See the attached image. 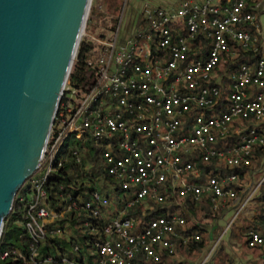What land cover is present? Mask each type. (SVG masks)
Here are the masks:
<instances>
[{
  "label": "built area",
  "instance_id": "obj_1",
  "mask_svg": "<svg viewBox=\"0 0 264 264\" xmlns=\"http://www.w3.org/2000/svg\"><path fill=\"white\" fill-rule=\"evenodd\" d=\"M259 9L264 10V0H181L168 7L145 3L147 29L120 35L119 23L108 35L85 34L87 41L95 42L86 61L96 71V80L84 90L67 79L38 169L57 159L69 137L90 136L101 148L105 171L120 190L134 192L126 207L142 202L151 211L147 202L164 203L169 190L172 196L195 201L209 194L213 209L231 201L235 215L215 238L221 241L237 213L244 210L245 215L249 206L253 209L254 194L264 183L263 173L252 189L250 180L243 194L237 195L232 185L237 173L208 174L202 180L200 168L212 158L230 168L248 165L252 146L264 147V39L256 21ZM196 41L209 45L204 50ZM236 45L256 53V63L220 74L218 65L236 54ZM190 50L201 55L191 57ZM225 79L229 90L223 101ZM248 118L263 124L248 130L234 124ZM234 134L239 141L228 143ZM35 174L27 187H21L16 202L30 219L27 228L42 231L51 210L44 201L45 176ZM93 197L102 206L117 201L101 199L97 192ZM139 223L123 212L114 217L104 227V239L95 242L96 264H138V253L157 263L161 259L157 249L172 253V238L185 220L173 213L151 218L143 226ZM246 238L249 249L264 247V232L252 229Z\"/></svg>",
  "mask_w": 264,
  "mask_h": 264
},
{
  "label": "trees",
  "instance_id": "obj_2",
  "mask_svg": "<svg viewBox=\"0 0 264 264\" xmlns=\"http://www.w3.org/2000/svg\"><path fill=\"white\" fill-rule=\"evenodd\" d=\"M248 2L256 3L259 0H248ZM176 4L173 3V5ZM101 5L102 3L98 4V2L91 3L86 24L96 25L97 20L105 17V14L99 10ZM143 9L132 16L130 20L132 29H147ZM262 11L264 10L259 9L256 12L257 22L258 14ZM111 30L114 31L115 27ZM258 37L261 36L258 35ZM79 43L68 83L71 86H79L88 90L97 77L96 71L92 70L86 61L88 51L95 46V42L81 37ZM196 44L204 50L209 45L208 41H196ZM192 51H189L191 57L201 55V53L193 54ZM235 52L234 56L218 65L220 74L230 72L241 64L253 66L256 63L258 55L251 50H245L240 45H236ZM213 82L215 83L214 80ZM228 90L229 81L225 79L224 84L221 85L223 101H226ZM234 124L240 126L242 130H248L251 127H260L263 123L248 118L238 119ZM239 139V135L234 134L228 141H223L235 144ZM250 152L248 165L230 168L216 158L201 164L202 180H205L208 174L237 173L236 183L232 185L237 195H242L246 184L264 173V147L254 144ZM56 158L53 162H43L35 172L37 177L45 176L43 187L46 191V198L44 201L51 210V218L43 223L42 231L29 230L27 223L30 219L23 207L16 202L19 191L1 230L0 264H96L99 257L95 242L104 239V227L122 212L126 217L139 219L141 226L151 218L165 214L175 213L183 216L185 220L183 225L177 227L176 237L172 238L174 245L172 253L168 254L164 250L157 249L161 257L157 263L147 261L141 253H138L136 259L138 264H197L192 259L197 258L198 260L205 255L210 242L215 240L225 227L220 222L232 211L231 201L222 207L213 209L212 196L209 194L195 201L188 196L179 198L172 196L170 190L165 192L164 203H156L152 200L147 202V206H152L151 211L146 209L142 202L126 207V203L131 198L126 199L125 197L118 202L116 210H111L110 204L108 206L99 205L93 194L97 192L101 199H113L112 196L121 190L105 171L101 148L92 137L74 138L63 145ZM28 181L24 187L29 185ZM88 202L91 204L90 208L86 207ZM96 206L97 213L93 214L92 209ZM253 209L254 213L250 217H242L241 225L237 224L239 220L236 219V222L225 233L228 238L237 234L246 238L247 232L252 229L264 232V183L254 194ZM195 235L199 238L194 239ZM220 242L222 244L203 264H237L223 246L225 241L221 238ZM245 244L247 246V238ZM256 249L260 256H264V247ZM4 253L6 256L1 257ZM72 255L76 256L75 259L71 258Z\"/></svg>",
  "mask_w": 264,
  "mask_h": 264
},
{
  "label": "water",
  "instance_id": "obj_3",
  "mask_svg": "<svg viewBox=\"0 0 264 264\" xmlns=\"http://www.w3.org/2000/svg\"><path fill=\"white\" fill-rule=\"evenodd\" d=\"M92 0H0V236L45 154Z\"/></svg>",
  "mask_w": 264,
  "mask_h": 264
},
{
  "label": "rangeland",
  "instance_id": "obj_4",
  "mask_svg": "<svg viewBox=\"0 0 264 264\" xmlns=\"http://www.w3.org/2000/svg\"><path fill=\"white\" fill-rule=\"evenodd\" d=\"M128 1V2H127ZM181 0H92L93 2H98V4H101L100 11L105 14V17L103 19L97 20L96 25L88 23H85L84 26V32L82 37H85V34H90L93 37L95 36H102V34L108 35L113 32L111 30L112 27H115V30L118 28V24L120 23V35H124L127 33H131L132 27H130V20L134 13H139L142 8H144V4L148 3L150 6H163L168 7L170 5H173V3H178ZM91 6V5H90ZM120 20V22H119ZM258 23H260L262 36L264 37V11L260 12L258 14ZM86 38V37H85ZM74 138L69 137L64 143L67 144L68 142H71ZM259 177H255L254 179H251V185L250 188L252 189L254 185L258 182ZM25 188V187H24ZM134 196V192L129 193L126 191H120L117 194L113 195L112 198L117 200L115 203H111L109 206L111 210H116L118 207V202L122 201V199L125 197L126 199H130ZM251 209V213L248 215H243L244 210H240L237 213V220L240 223L243 216L250 217L253 214L252 206H249ZM235 215V211H231L227 214V216L220 222L222 225H226V222L231 220L233 216ZM239 223H237L239 225ZM222 239L225 241L223 246L227 250L228 253L234 258L235 262L237 264H263L264 262V256H260L258 249L252 248L249 249L246 244V238L244 236H241L239 234L228 238L227 234H224ZM222 243L219 241H216V239L212 240L209 244L208 250L204 253L205 255H202L198 260L197 258L192 259L195 263L201 264L203 260L206 259L209 260L210 256L213 254V252L217 249L218 246H220ZM75 255H72L71 258L75 259ZM205 261V262H206Z\"/></svg>",
  "mask_w": 264,
  "mask_h": 264
},
{
  "label": "crops",
  "instance_id": "obj_5",
  "mask_svg": "<svg viewBox=\"0 0 264 264\" xmlns=\"http://www.w3.org/2000/svg\"><path fill=\"white\" fill-rule=\"evenodd\" d=\"M261 36H262V32H261ZM263 39H264V37H263ZM250 213H251V209H247L246 212H245V215H248ZM239 225H241V222L239 223Z\"/></svg>",
  "mask_w": 264,
  "mask_h": 264
}]
</instances>
